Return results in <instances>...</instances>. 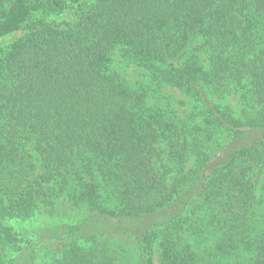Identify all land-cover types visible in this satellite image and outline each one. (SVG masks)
<instances>
[{
  "label": "trees",
  "instance_id": "16d2710c",
  "mask_svg": "<svg viewBox=\"0 0 264 264\" xmlns=\"http://www.w3.org/2000/svg\"><path fill=\"white\" fill-rule=\"evenodd\" d=\"M16 31L0 264H264V0H0Z\"/></svg>",
  "mask_w": 264,
  "mask_h": 264
},
{
  "label": "rangeland",
  "instance_id": "374dc122",
  "mask_svg": "<svg viewBox=\"0 0 264 264\" xmlns=\"http://www.w3.org/2000/svg\"><path fill=\"white\" fill-rule=\"evenodd\" d=\"M22 32L21 31H16L13 32L9 35L3 36L0 38V45L4 44L7 41L13 40L15 39L17 36H19ZM166 93H169L173 96V105H174V109L180 114V115H184L185 112L187 111V109L190 107L189 106V102L187 101L186 104H180L178 103L179 99H186V97L184 95H182L181 93H179V91L169 88L165 89ZM225 103H228L229 105H231L233 108L238 109L239 108V103H238V99L235 95V93H231L230 95H227L223 98ZM14 224L13 220L10 221ZM156 264H159L158 261H156Z\"/></svg>",
  "mask_w": 264,
  "mask_h": 264
}]
</instances>
